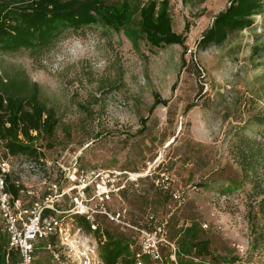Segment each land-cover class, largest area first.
Listing matches in <instances>:
<instances>
[{"label":"rangeland","instance_id":"rangeland-1","mask_svg":"<svg viewBox=\"0 0 264 264\" xmlns=\"http://www.w3.org/2000/svg\"><path fill=\"white\" fill-rule=\"evenodd\" d=\"M146 1L130 0L119 31L94 24L35 51L0 50V74L36 82L58 118L51 136L31 142L47 163L17 157L16 177L40 194L74 162L127 171L133 180L115 207L139 224L147 213L164 223V264H177L190 226L212 256L183 261L264 264V10L202 50L197 41L229 0H169L184 46L157 48L139 34ZM155 94L166 103L150 109Z\"/></svg>","mask_w":264,"mask_h":264},{"label":"trees","instance_id":"trees-1","mask_svg":"<svg viewBox=\"0 0 264 264\" xmlns=\"http://www.w3.org/2000/svg\"><path fill=\"white\" fill-rule=\"evenodd\" d=\"M183 4L198 6L205 0H181ZM264 10V0H229L228 5L218 11L211 24L197 41L199 49L220 45L232 31L242 30L253 24V16ZM131 14L130 0H0V50H38L49 45L64 30H77L83 26L101 24L119 31L128 22ZM139 34L153 47L178 44L184 46L185 35L173 30L169 12V0H147L137 9ZM159 103H166L154 95L150 109ZM190 105L187 106V109ZM58 118L52 106H47L39 95L36 82H30L24 75L4 76L0 74V159L8 156L34 159L45 165V159L38 147L31 144L44 135L51 136ZM16 174H6L5 190L17 194L13 180ZM125 192L122 190L121 194ZM264 198V197H263ZM135 225L139 222L127 214ZM80 223L87 228L83 220ZM106 241L100 254L107 264H133L136 233L133 230L100 219ZM199 230V229H198ZM193 226L186 227L181 241L183 249L176 252L177 264H197L183 261L180 254L194 258L212 256L209 241L198 235ZM0 234V264L5 255L15 261L16 255L8 250L7 236ZM166 264H174L170 261Z\"/></svg>","mask_w":264,"mask_h":264},{"label":"built area","instance_id":"built-area-1","mask_svg":"<svg viewBox=\"0 0 264 264\" xmlns=\"http://www.w3.org/2000/svg\"><path fill=\"white\" fill-rule=\"evenodd\" d=\"M13 159H0V220L8 250L16 255L13 261L7 253L4 264H107L100 254L106 241L101 218L136 233L133 264H164L160 252L167 242L164 223L147 213L144 223L135 225L125 208L115 207L122 190L132 183V176H122L129 172L88 170L74 162L60 169L61 181L52 180L40 194L14 179L18 188L14 195L5 190L6 174H16ZM39 161L47 163L46 159Z\"/></svg>","mask_w":264,"mask_h":264}]
</instances>
